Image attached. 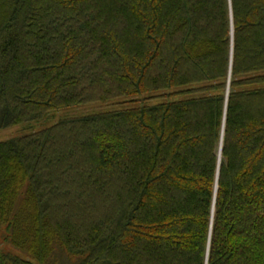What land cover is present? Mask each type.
I'll return each mask as SVG.
<instances>
[{
    "label": "trees",
    "instance_id": "1",
    "mask_svg": "<svg viewBox=\"0 0 264 264\" xmlns=\"http://www.w3.org/2000/svg\"><path fill=\"white\" fill-rule=\"evenodd\" d=\"M89 104L0 141V264H264V0H0V131Z\"/></svg>",
    "mask_w": 264,
    "mask_h": 264
},
{
    "label": "rangeland",
    "instance_id": "2",
    "mask_svg": "<svg viewBox=\"0 0 264 264\" xmlns=\"http://www.w3.org/2000/svg\"><path fill=\"white\" fill-rule=\"evenodd\" d=\"M177 89L185 90L187 89V87L177 88ZM177 89H174V90H177ZM126 101L131 102L132 100L129 98H123V99L114 101L113 104L123 103ZM158 101L159 100L153 101L152 104L157 103ZM148 105H151V104H148ZM133 106H137V105L134 104ZM109 107L110 106L106 104H89V105L65 108L59 111L50 112L47 116H45L43 119L39 121H35L27 125H22V126L0 131V141H4V140L18 137V136L29 135L34 132H38L48 127H51L57 122H59L60 120L72 118V117H80V116H87V115L95 114L97 112L111 109ZM1 247H3L5 250L11 249L5 245H2Z\"/></svg>",
    "mask_w": 264,
    "mask_h": 264
}]
</instances>
